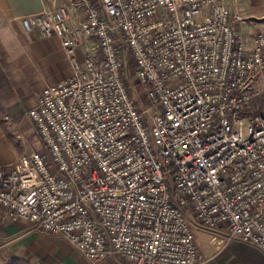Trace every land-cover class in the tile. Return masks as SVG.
<instances>
[{"label":"built area","instance_id":"built-area-1","mask_svg":"<svg viewBox=\"0 0 264 264\" xmlns=\"http://www.w3.org/2000/svg\"><path fill=\"white\" fill-rule=\"evenodd\" d=\"M71 4L20 19L72 72L26 112L43 149L0 167L1 220L93 264H205L193 230L264 253V25L242 41L225 0Z\"/></svg>","mask_w":264,"mask_h":264},{"label":"crops","instance_id":"crops-1","mask_svg":"<svg viewBox=\"0 0 264 264\" xmlns=\"http://www.w3.org/2000/svg\"><path fill=\"white\" fill-rule=\"evenodd\" d=\"M225 4L231 14L245 21L235 26L242 41L250 40L263 27L264 0H225ZM57 7H66L81 16L71 0H0V167L17 159L11 137L25 133L26 112L36 104L38 95L72 72L58 39L26 33L20 24L22 17ZM2 124L7 126L8 133ZM203 235L196 244L205 264H264V253L249 244H223L209 234ZM11 261L93 264L61 238L32 231L24 221L13 223L0 218V264ZM100 264L121 263L112 257Z\"/></svg>","mask_w":264,"mask_h":264},{"label":"rangeland","instance_id":"rangeland-1","mask_svg":"<svg viewBox=\"0 0 264 264\" xmlns=\"http://www.w3.org/2000/svg\"><path fill=\"white\" fill-rule=\"evenodd\" d=\"M253 111L256 113H261L263 111V106L261 104L255 105L253 107ZM27 119V118H26ZM28 122V123H27ZM2 128H4V131L8 133V128L5 124H2ZM25 129V133H22V135H14L13 137V144L16 148L17 158L24 154H29L33 151L42 150V144L39 140L38 135L35 132L34 127L32 124L26 120L25 126L23 127ZM17 137V138H16ZM193 235L195 238V241L198 242L200 238L205 237L202 232L193 230ZM11 264H20L19 262L11 261Z\"/></svg>","mask_w":264,"mask_h":264},{"label":"trees","instance_id":"trees-1","mask_svg":"<svg viewBox=\"0 0 264 264\" xmlns=\"http://www.w3.org/2000/svg\"><path fill=\"white\" fill-rule=\"evenodd\" d=\"M14 262H16V261H14ZM11 264V263H10ZM20 264H22V263H20Z\"/></svg>","mask_w":264,"mask_h":264}]
</instances>
